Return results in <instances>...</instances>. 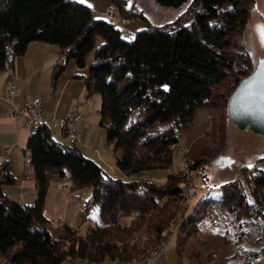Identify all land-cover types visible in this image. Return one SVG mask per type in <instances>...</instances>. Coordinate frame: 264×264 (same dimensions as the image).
<instances>
[{
  "label": "trees",
  "instance_id": "trees-1",
  "mask_svg": "<svg viewBox=\"0 0 264 264\" xmlns=\"http://www.w3.org/2000/svg\"><path fill=\"white\" fill-rule=\"evenodd\" d=\"M253 1L192 0L185 14L156 27L127 9L126 0H110L122 22L146 24L126 41L116 24L108 25L73 0H0V71L11 70L31 43L56 45L60 55L53 86L70 60L84 68L101 39L85 94L100 97L99 126L122 175H109L77 146L58 141L47 124L31 128L24 177L35 181L32 206L22 207L3 194L15 179L7 163H0V255L7 264L135 263L173 234L190 238L198 233L200 217L193 214L175 228L188 176L169 172L174 144L199 109L226 103L253 71L238 40ZM223 84V93L214 98ZM202 163L190 161L188 172H197ZM153 170L168 172L164 184L142 179ZM241 172L242 182L222 186L215 203L238 219L264 209V158ZM53 175L68 178L74 189H92L98 213L92 229L80 233L63 226L62 236L52 237L43 203Z\"/></svg>",
  "mask_w": 264,
  "mask_h": 264
},
{
  "label": "rangeland",
  "instance_id": "rangeland-1",
  "mask_svg": "<svg viewBox=\"0 0 264 264\" xmlns=\"http://www.w3.org/2000/svg\"><path fill=\"white\" fill-rule=\"evenodd\" d=\"M182 1L126 0V8L141 13L152 26L160 27L186 13L192 0H184L185 3L180 4ZM109 8L116 14L115 26L121 31V37L130 41L135 33L132 36L126 33L117 10L112 5ZM238 40L249 55L252 70H255L258 61L264 59V0L252 2L248 23ZM100 43L101 39L97 38L90 50L93 63L95 51ZM225 86L226 84H223L215 91L214 98L217 93H223ZM96 96L100 100L99 95ZM230 97L226 103L218 102L217 106L212 103L199 109L189 127L180 132L178 143L183 149V155L177 149H174L172 155L173 164L169 172L184 173V176L192 179L193 187L188 203H184V198L179 204V217L175 228L190 214L200 219L198 233L190 238H169L166 249L176 246L180 253L189 259V264H264V209L259 210L260 212L253 211L251 216L238 219L215 204L221 198L222 186L234 181L242 182L241 170L252 168L264 158V133L255 134L247 128L241 130L233 124L228 108ZM153 135L156 133L149 132V137ZM88 155L86 154L87 158ZM195 160H202L203 165L197 172L189 173L188 163ZM108 173L111 174L110 171ZM116 177L122 175L119 173ZM82 192L85 206L90 204L88 217L92 223L89 229H92L98 221L97 208L91 204L92 189H83ZM49 232L55 233L50 228ZM246 256H251V260Z\"/></svg>",
  "mask_w": 264,
  "mask_h": 264
},
{
  "label": "crops",
  "instance_id": "crops-1",
  "mask_svg": "<svg viewBox=\"0 0 264 264\" xmlns=\"http://www.w3.org/2000/svg\"><path fill=\"white\" fill-rule=\"evenodd\" d=\"M73 1L89 8L99 19H103L104 12L111 7L110 0H84L83 3L80 0ZM122 23L123 30L130 36L146 29V24L142 21ZM59 55L60 49L56 45L31 43L24 55L14 59L11 70L0 71V163H7L8 171L15 179L14 185L4 186L2 192L8 199L23 207L32 206L36 200L35 181L24 177L27 163L24 150L31 129L25 126L23 119L13 115V110L28 106L33 98L41 99L45 119L81 115V119L75 124L80 140L77 148L86 158V154L90 153L87 159L96 162L107 173L110 171L109 175H119L112 147L106 142L105 132L99 126L101 100L97 94L90 97L85 94V79L93 64L90 52L86 56L84 68H79L74 60H70L52 86L55 63ZM11 88L15 90L14 95L9 93ZM50 129L54 138L68 143L52 127ZM165 176L166 172L153 170L144 176V180L162 185ZM83 189L87 188L74 189L66 177H51L43 203V214L49 220L48 230L50 228L55 231L51 233L52 237H61L63 226L80 233L92 226L88 217L90 204L85 206L86 203L83 202ZM2 258L0 255V262ZM156 264L189 262L184 255L177 252L176 246H169Z\"/></svg>",
  "mask_w": 264,
  "mask_h": 264
},
{
  "label": "water",
  "instance_id": "water-1",
  "mask_svg": "<svg viewBox=\"0 0 264 264\" xmlns=\"http://www.w3.org/2000/svg\"><path fill=\"white\" fill-rule=\"evenodd\" d=\"M183 3L184 0L180 4ZM228 108L233 124L241 130L264 133V59H260L255 70L238 84Z\"/></svg>",
  "mask_w": 264,
  "mask_h": 264
},
{
  "label": "built area",
  "instance_id": "built-area-1",
  "mask_svg": "<svg viewBox=\"0 0 264 264\" xmlns=\"http://www.w3.org/2000/svg\"><path fill=\"white\" fill-rule=\"evenodd\" d=\"M103 18H111L115 22H117L116 14L114 10L111 8H109L108 10L104 12ZM9 93L10 95H14L15 94L14 88H11ZM13 115L18 116L21 119H23L24 124L28 129L39 126L41 124H47L48 126L55 129L59 135H63V137L68 142V144L73 145V146H77L80 144V140L77 134V130L75 128V124L81 119V115H72L67 118H63V117L53 118L52 117L50 119H45L42 113V101L38 97L33 98L28 106L22 109H19V110L17 109L13 110ZM174 148H177V151L180 153V148L182 147L180 146L179 143H176L174 144ZM142 179L144 180V178ZM186 188H187V198H186V201H184L185 204L188 203L189 198L191 194L193 193L192 179H190L189 181V187H186ZM81 206H83V204H81ZM168 241L167 243L163 244L162 250L155 253L153 258L145 264H156L158 258L165 251L168 245ZM0 264H4V263L1 261Z\"/></svg>",
  "mask_w": 264,
  "mask_h": 264
},
{
  "label": "bare ground",
  "instance_id": "bare-ground-1",
  "mask_svg": "<svg viewBox=\"0 0 264 264\" xmlns=\"http://www.w3.org/2000/svg\"><path fill=\"white\" fill-rule=\"evenodd\" d=\"M103 20L108 25H115L116 24V22L113 19H111V18H103ZM180 153L183 155V149L182 148H180ZM189 180H190V178L186 177V181H185L186 183H185L184 190H183L185 199L187 198V188L186 187H189ZM174 236H175V234L172 235L171 239H173ZM168 239H164L163 241H161L160 244L157 246V248L155 250L149 252V254L147 256L143 257L140 261L135 262V263H125V262L123 263V262H119V261H114V262H110V263H96V262L94 263V262H89V261H77V262L68 261V262H66L64 264H140V263L141 264H145V263H147L148 261H150L153 258L155 253H157L158 251L162 250L163 244L167 243ZM2 262L4 264H7V262L4 259H2Z\"/></svg>",
  "mask_w": 264,
  "mask_h": 264
},
{
  "label": "snow or ice",
  "instance_id": "snow-or-ice-1",
  "mask_svg": "<svg viewBox=\"0 0 264 264\" xmlns=\"http://www.w3.org/2000/svg\"><path fill=\"white\" fill-rule=\"evenodd\" d=\"M80 2H81V3H83V2H84V0H80Z\"/></svg>",
  "mask_w": 264,
  "mask_h": 264
}]
</instances>
